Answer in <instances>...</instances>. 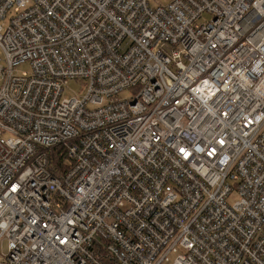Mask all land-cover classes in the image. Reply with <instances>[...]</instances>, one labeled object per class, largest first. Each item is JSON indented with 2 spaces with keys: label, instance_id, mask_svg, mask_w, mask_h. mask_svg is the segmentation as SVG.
<instances>
[{
  "label": "built area",
  "instance_id": "obj_1",
  "mask_svg": "<svg viewBox=\"0 0 264 264\" xmlns=\"http://www.w3.org/2000/svg\"><path fill=\"white\" fill-rule=\"evenodd\" d=\"M0 52V264H264V0H0Z\"/></svg>",
  "mask_w": 264,
  "mask_h": 264
},
{
  "label": "rangeland",
  "instance_id": "obj_2",
  "mask_svg": "<svg viewBox=\"0 0 264 264\" xmlns=\"http://www.w3.org/2000/svg\"><path fill=\"white\" fill-rule=\"evenodd\" d=\"M174 0H152V5L153 6H158V5H168L169 3L173 2ZM205 19H207V15L205 16ZM8 21H6L7 23ZM0 56H2V53L0 52ZM17 75H22L24 72L29 73L31 71V66L30 63H22L21 65L18 66L16 70ZM82 82L80 81H70L69 85L66 87L65 92L63 97L65 98H70V97H82L85 94V90H83ZM133 96V93L131 91H124L119 95V98L122 100L129 99L130 97ZM235 201L234 198H231L229 200L230 203H233ZM8 252V242L3 241L0 244V253H7ZM173 260V257H171Z\"/></svg>",
  "mask_w": 264,
  "mask_h": 264
},
{
  "label": "trees",
  "instance_id": "obj_3",
  "mask_svg": "<svg viewBox=\"0 0 264 264\" xmlns=\"http://www.w3.org/2000/svg\"><path fill=\"white\" fill-rule=\"evenodd\" d=\"M50 171L57 177H62L69 168V161L66 157V150L63 146L56 147L50 151Z\"/></svg>",
  "mask_w": 264,
  "mask_h": 264
}]
</instances>
